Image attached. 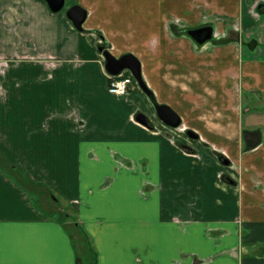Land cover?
Instances as JSON below:
<instances>
[{
	"label": "crops",
	"instance_id": "obj_1",
	"mask_svg": "<svg viewBox=\"0 0 264 264\" xmlns=\"http://www.w3.org/2000/svg\"><path fill=\"white\" fill-rule=\"evenodd\" d=\"M65 1L86 10L82 29L45 0H0V152L15 170L0 165V264H264V132L241 120L264 103V0ZM203 25V44L183 31ZM100 44L134 55L204 147H180L133 81L109 92ZM19 168L71 206L94 260Z\"/></svg>",
	"mask_w": 264,
	"mask_h": 264
},
{
	"label": "water",
	"instance_id": "obj_2",
	"mask_svg": "<svg viewBox=\"0 0 264 264\" xmlns=\"http://www.w3.org/2000/svg\"><path fill=\"white\" fill-rule=\"evenodd\" d=\"M45 1L47 2L50 10L53 12L59 11L64 7V0H45ZM66 16L72 21L73 25L77 29H82V24L86 18V10H84L79 5H73L66 10ZM186 33L197 44H203L212 38L213 27L211 25H204L196 28H189L186 29ZM98 49L100 52H102L104 56L105 59L104 67L108 74L118 75L124 70H128L135 79L140 89L150 98L155 110V114L158 117V119L161 122H163L165 125H168L170 127L179 126L181 122L179 115L168 105L159 104L156 102L152 94V91L148 88L142 77L140 62L134 55L130 53H125L119 57H115L109 52L108 49L104 48L103 45H99ZM135 118L139 123L144 124L147 127H151V122L145 114L137 113ZM186 133L192 138H197L198 136L193 130L190 129H187ZM181 147L186 152L192 151V149L187 145H181ZM219 160L223 164H228V159L224 155H220ZM224 179L227 182H232V180L228 176H225Z\"/></svg>",
	"mask_w": 264,
	"mask_h": 264
},
{
	"label": "rangeland",
	"instance_id": "obj_3",
	"mask_svg": "<svg viewBox=\"0 0 264 264\" xmlns=\"http://www.w3.org/2000/svg\"><path fill=\"white\" fill-rule=\"evenodd\" d=\"M73 5V4H72ZM69 6H71V3L69 2V1H65V4H64V7L62 8V10H64V11H60V12H64L65 13V10H67L68 9V7ZM204 26V25H203ZM184 33L186 34V35H188L187 33H186V31H184ZM213 36V35H212ZM209 41V40H208ZM130 75H131V73H130ZM131 77H132V80H133V82L135 83V85L136 86H138V84L136 83V81H135V79L133 78V76L131 75ZM137 88H139L140 89V87L138 86ZM129 90V89H128ZM128 92V91H127ZM126 92V93H127ZM141 95H139V97H138V99H136L137 101V104L138 105H141V109H143L144 111H145V113H147V114H149V112L151 113V114H154V116L152 117L151 116V118H155V121L156 122H161L159 119H158V117L156 116V114H155V110H154V107H153V104L152 105H150V107L147 105V101H144L143 102V100H142V96H146L145 95V93H143L142 91H141V93H140ZM147 98V97H146ZM250 106H249V110H248V112H246V113H241V120H242V123H243V126L244 127H246V128H249L250 129V131L251 132H259V133H263L264 132V103H262V104H255V105H252L251 103L249 104ZM153 111V112H152ZM147 116V115H146ZM148 119H149V117H148ZM152 120V119H151ZM183 121L181 120V122H180V124H179V126H177V127H170V126H168V125H164L166 128H169L170 130H171V133H172V136L174 137V138H176L177 139V141L179 142V145H180V147H181V145H187L188 147H190V148H192V150H196V148H193V146L195 147L197 144H196V142L197 141H195V140H198L199 138H200V136H199V134L195 131V130H193V129H191V128H188V126H186L185 124L183 125V123H182ZM161 124H162V122H161ZM257 125V127H260L261 129H259V128H254L255 126ZM250 127H252V128H250ZM187 129H190V130H193L198 136H197V138H192V137H190L189 135H187V133H186V131H187ZM246 134H251L252 136H254V134L253 133H249V132H246ZM264 134V133H263ZM171 136V135H170ZM171 136V137H172ZM179 136H181V137H184L182 140H180L178 137ZM188 143V144H187ZM192 144H193V146H192ZM192 146V147H191ZM199 148H201V147H204L202 144H200V145H197ZM199 148H197V150L199 149ZM190 153H195V151H191ZM219 162H220V160H219ZM222 165H225V166H231V164L229 163V160H228V164H223L222 162H220ZM52 195L54 196V197H58L60 200H62V198L58 195V193L57 192H55V191H53L52 190ZM28 194L30 195V198L32 199V201L34 202V204L36 205V204H40V205H42L41 207L42 208H44V209H50L51 207H54L55 205H54V203H51V204H53L52 206H49L46 202V199L44 198V196H43V198H41L40 199V197L38 196V194L37 193H35V192H30V191H28ZM42 202V203H41ZM66 201H61V203H59V204H57V206H61L62 208H64V210L66 211V212H68L69 214H70V217L67 219V221L70 223V222H72V215H73V213H74V211H73V209L71 208V206H63V204L64 205H66ZM76 243L78 244V246H80V252H82L83 253V251H82V249H85L86 247V245L83 243V241H82V239H81V237L79 236V235H76ZM87 249V248H86ZM84 262H85V260H86V257L84 256Z\"/></svg>",
	"mask_w": 264,
	"mask_h": 264
},
{
	"label": "trees",
	"instance_id": "obj_4",
	"mask_svg": "<svg viewBox=\"0 0 264 264\" xmlns=\"http://www.w3.org/2000/svg\"><path fill=\"white\" fill-rule=\"evenodd\" d=\"M183 31H186V29ZM0 165L9 171H15L12 169V166L6 162L4 156L1 152H0ZM14 175H15L14 177L16 179V182L20 186H22L23 188H25L26 190H28L30 192L37 193L38 196L40 197V199L43 198V196H44V198L47 201L46 203L49 206H52L53 204H51V203H54L55 206L51 207L50 209L42 208L41 207L42 205H40L39 203L36 204V207L39 208L41 211H43L48 216H53V215L56 216L57 220L62 222V224L64 225V228L66 229V231L68 232V234L72 238L73 243H74V247L76 248V250L78 248L77 247L78 244L76 243L75 240H76V235H79L81 237L83 243L86 245L85 247L89 250V256L91 255V258L94 260L95 259V252L90 245L89 238H88L87 234L81 228V226L75 221V219H72V222H70V223L67 221V219L70 217V214L68 212H66L64 210V208H62L61 206H57V204H59V203L57 201L54 202V200L51 196L52 191L50 190V188L46 184H44L42 182H37V181L33 180L32 178H30L26 173H24L22 171L21 168H19V170H17ZM56 199L57 198H55V200ZM86 262H84V259L81 258V256H78V264H87ZM88 264H91V263L89 262Z\"/></svg>",
	"mask_w": 264,
	"mask_h": 264
},
{
	"label": "built area",
	"instance_id": "obj_5",
	"mask_svg": "<svg viewBox=\"0 0 264 264\" xmlns=\"http://www.w3.org/2000/svg\"><path fill=\"white\" fill-rule=\"evenodd\" d=\"M132 83V78L127 75H115V76H109L108 81V91L114 94H125L130 84Z\"/></svg>",
	"mask_w": 264,
	"mask_h": 264
},
{
	"label": "flooded vegetation",
	"instance_id": "obj_6",
	"mask_svg": "<svg viewBox=\"0 0 264 264\" xmlns=\"http://www.w3.org/2000/svg\"><path fill=\"white\" fill-rule=\"evenodd\" d=\"M198 27H200V26H198ZM196 28V27H195ZM187 29H189V28H187Z\"/></svg>",
	"mask_w": 264,
	"mask_h": 264
}]
</instances>
